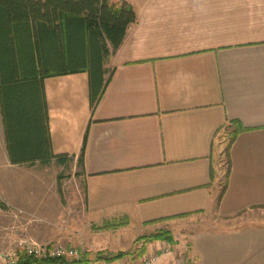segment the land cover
<instances>
[{
  "label": "crops",
  "instance_id": "0c3cea01",
  "mask_svg": "<svg viewBox=\"0 0 264 264\" xmlns=\"http://www.w3.org/2000/svg\"><path fill=\"white\" fill-rule=\"evenodd\" d=\"M124 1L137 21L105 64L96 108L87 73L45 81L53 152L77 163L87 136L94 222L159 228L215 215L173 264H264V215L252 214L264 213V0ZM234 120L248 130L220 198V135Z\"/></svg>",
  "mask_w": 264,
  "mask_h": 264
},
{
  "label": "trees",
  "instance_id": "16d2710c",
  "mask_svg": "<svg viewBox=\"0 0 264 264\" xmlns=\"http://www.w3.org/2000/svg\"><path fill=\"white\" fill-rule=\"evenodd\" d=\"M136 21L134 7L124 0H0V114L11 164L74 162V156L53 152L45 81L87 73L94 110L109 83L105 64L123 45ZM226 130L230 139L229 177L230 149L248 128L234 120ZM86 141L87 136L77 161L81 168L79 176L84 174ZM225 189L226 186L220 198ZM0 206L4 207L1 199ZM159 239L172 241V236L157 232L139 237L136 244L141 246L127 255L137 253L136 257H143L147 245ZM124 255L86 252L80 260H37L22 253L17 264L111 263Z\"/></svg>",
  "mask_w": 264,
  "mask_h": 264
},
{
  "label": "rangeland",
  "instance_id": "374dc122",
  "mask_svg": "<svg viewBox=\"0 0 264 264\" xmlns=\"http://www.w3.org/2000/svg\"><path fill=\"white\" fill-rule=\"evenodd\" d=\"M219 171L221 188L228 181L229 135H220ZM81 168L75 162L67 165L52 160L49 164L35 163L13 165L7 158L4 128L0 114V252L18 248L22 242L36 241L45 245L75 247L81 253L104 252L113 256L125 253L111 263L100 261L94 264H139L143 257L161 255L158 264H173L172 258H186L191 236L205 227H217V217L208 220L183 219L171 225L158 227H134L129 223L94 222L85 212V190ZM61 187V189H60ZM256 218L264 215L256 210ZM112 224L111 226H109ZM157 232H168L172 241L156 240L147 245L145 256L136 257L127 253L141 246L139 237Z\"/></svg>",
  "mask_w": 264,
  "mask_h": 264
},
{
  "label": "built area",
  "instance_id": "2783aa9c",
  "mask_svg": "<svg viewBox=\"0 0 264 264\" xmlns=\"http://www.w3.org/2000/svg\"><path fill=\"white\" fill-rule=\"evenodd\" d=\"M22 253L37 259L66 258L80 260L82 253L78 248L62 245H45L36 241L22 242L18 248L0 252V264H17ZM161 255L143 257L139 264H158Z\"/></svg>",
  "mask_w": 264,
  "mask_h": 264
}]
</instances>
